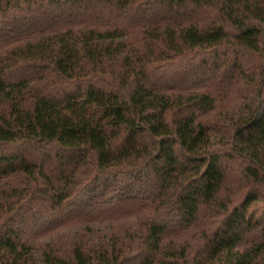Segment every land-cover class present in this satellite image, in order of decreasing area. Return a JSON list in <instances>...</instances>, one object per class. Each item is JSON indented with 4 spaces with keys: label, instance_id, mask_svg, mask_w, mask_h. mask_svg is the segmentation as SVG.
<instances>
[{
    "label": "trees",
    "instance_id": "obj_1",
    "mask_svg": "<svg viewBox=\"0 0 264 264\" xmlns=\"http://www.w3.org/2000/svg\"><path fill=\"white\" fill-rule=\"evenodd\" d=\"M0 264H264V0H0Z\"/></svg>",
    "mask_w": 264,
    "mask_h": 264
}]
</instances>
